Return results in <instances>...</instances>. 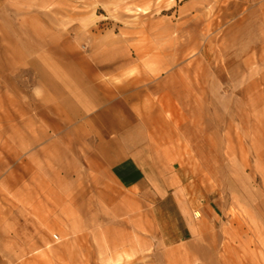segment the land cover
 Listing matches in <instances>:
<instances>
[{"label":"crops","instance_id":"0c3cea01","mask_svg":"<svg viewBox=\"0 0 264 264\" xmlns=\"http://www.w3.org/2000/svg\"><path fill=\"white\" fill-rule=\"evenodd\" d=\"M178 3L264 24V0ZM137 34H102L87 55L71 40L34 71V131L0 135L14 156L0 170V264L46 250L54 264H234L224 207L182 160L176 107L169 117L151 77L130 75L132 49L152 44Z\"/></svg>","mask_w":264,"mask_h":264},{"label":"rangeland","instance_id":"374dc122","mask_svg":"<svg viewBox=\"0 0 264 264\" xmlns=\"http://www.w3.org/2000/svg\"><path fill=\"white\" fill-rule=\"evenodd\" d=\"M219 17L180 11L176 0H0V135L34 131V71L72 54L71 40L87 55L98 36L136 29L152 44L132 49L130 75L151 77L169 117L176 107L182 160L224 207L234 264H264L263 15L242 28ZM1 150L0 170L14 157ZM6 256L54 264L48 250Z\"/></svg>","mask_w":264,"mask_h":264}]
</instances>
